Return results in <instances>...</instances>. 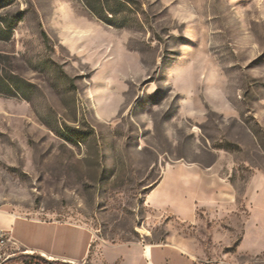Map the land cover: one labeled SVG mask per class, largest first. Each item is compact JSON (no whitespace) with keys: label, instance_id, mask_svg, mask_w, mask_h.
<instances>
[{"label":"rangeland","instance_id":"1","mask_svg":"<svg viewBox=\"0 0 264 264\" xmlns=\"http://www.w3.org/2000/svg\"><path fill=\"white\" fill-rule=\"evenodd\" d=\"M102 2L107 21L84 0H0V211L90 231L86 260L56 264H119L105 249L135 243L264 264V0ZM170 165L218 167L194 223L144 203ZM14 236L81 255L89 239L28 220ZM154 264L183 262L166 247Z\"/></svg>","mask_w":264,"mask_h":264},{"label":"crops","instance_id":"2","mask_svg":"<svg viewBox=\"0 0 264 264\" xmlns=\"http://www.w3.org/2000/svg\"><path fill=\"white\" fill-rule=\"evenodd\" d=\"M218 167H210L209 170L202 169L196 165H170L164 167L159 182L145 196L144 203L154 211L169 212L165 209L167 203H179L183 206L182 214H173L183 222H196V211L198 207L208 200L212 192V184L209 178ZM19 220H28L38 224L67 225L76 230L83 231L89 235L85 252L81 255L74 246L67 248L55 244L53 241L33 240L23 236V240L15 238L14 227ZM0 230L11 232L12 238L29 250L59 260L70 262H82L87 259V249L92 241L91 233L86 228L66 223H47L38 220L26 219L10 211H0ZM170 248L182 259L183 264L193 263V253L187 247L178 244L163 245H116L105 249L113 253L111 260H118L119 264H154V250L156 248Z\"/></svg>","mask_w":264,"mask_h":264},{"label":"built area","instance_id":"3","mask_svg":"<svg viewBox=\"0 0 264 264\" xmlns=\"http://www.w3.org/2000/svg\"><path fill=\"white\" fill-rule=\"evenodd\" d=\"M20 243L12 238L11 232L0 230V264H11L13 257H20L16 264H56V259L37 254L31 250L19 251ZM14 251H18L15 253ZM46 259V260H45ZM54 260L55 262L51 261Z\"/></svg>","mask_w":264,"mask_h":264},{"label":"trees","instance_id":"4","mask_svg":"<svg viewBox=\"0 0 264 264\" xmlns=\"http://www.w3.org/2000/svg\"><path fill=\"white\" fill-rule=\"evenodd\" d=\"M87 8L96 16L100 17V20L107 21L106 17H104V14L102 16V13H109L113 14V12H110V10H107L106 6L103 4L102 0H84ZM108 7V6H107ZM5 36H10V30L9 28H5L3 26V23H0V39L5 38ZM12 85V84H10ZM7 85V89L9 92H11V86Z\"/></svg>","mask_w":264,"mask_h":264}]
</instances>
